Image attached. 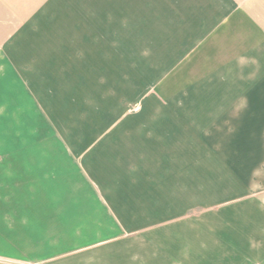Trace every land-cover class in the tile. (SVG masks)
Listing matches in <instances>:
<instances>
[{"label":"crops","instance_id":"0c3cea01","mask_svg":"<svg viewBox=\"0 0 264 264\" xmlns=\"http://www.w3.org/2000/svg\"><path fill=\"white\" fill-rule=\"evenodd\" d=\"M135 40L174 96L69 128ZM0 264H264V0H0Z\"/></svg>","mask_w":264,"mask_h":264},{"label":"rangeland","instance_id":"374dc122","mask_svg":"<svg viewBox=\"0 0 264 264\" xmlns=\"http://www.w3.org/2000/svg\"><path fill=\"white\" fill-rule=\"evenodd\" d=\"M174 47L173 41H120L117 56L103 58L102 74H86L85 83L83 74L76 75L80 77L77 83L87 88L70 90L71 104L65 108L69 112L63 114H68L71 120L66 124L72 130H110L119 116L139 111L144 99L154 97L149 95L150 91H157L166 98L173 97ZM128 54L134 56L128 57ZM101 78L102 83L99 82Z\"/></svg>","mask_w":264,"mask_h":264}]
</instances>
